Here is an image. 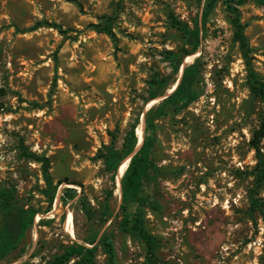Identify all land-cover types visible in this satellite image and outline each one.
<instances>
[{
    "label": "rangeland",
    "instance_id": "1",
    "mask_svg": "<svg viewBox=\"0 0 264 264\" xmlns=\"http://www.w3.org/2000/svg\"><path fill=\"white\" fill-rule=\"evenodd\" d=\"M238 12L252 69L264 81V6L247 0ZM113 14V38L88 28ZM200 14L191 0H0V187L14 188L20 205L38 211L23 250L0 264H49L73 243L91 247L84 240L108 225L100 222L106 191L119 215L120 182L110 181L97 154L111 143L120 150L136 118L137 144L145 136V113L173 87L146 107L153 74L170 83L180 78L162 59L182 46L170 16L190 28L197 17L199 48L183 66L200 59L199 95L148 133L161 174L146 187L158 204L144 218L159 241L158 264H264V182L254 192L261 211L249 205L256 164L250 142L264 103L250 96L225 5L218 2L204 26ZM41 21L66 35L31 30ZM21 146L49 158L53 184L61 182L50 210L40 194V165L23 158ZM258 148L264 159V137ZM65 188L76 194L66 204ZM113 245L114 263L98 246L93 264L143 263L144 245L131 235L115 228Z\"/></svg>",
    "mask_w": 264,
    "mask_h": 264
},
{
    "label": "trees",
    "instance_id": "2",
    "mask_svg": "<svg viewBox=\"0 0 264 264\" xmlns=\"http://www.w3.org/2000/svg\"><path fill=\"white\" fill-rule=\"evenodd\" d=\"M121 1V0H119ZM198 7H201L200 21L204 26L209 14L218 2L225 5V9L230 15L229 24L232 28L233 42L237 43L243 63L247 72V85L252 99H260L264 103V81L252 69L250 48L247 38L244 35L245 24L240 22L238 7L247 0H191ZM255 3L264 6V0H252ZM119 6V4H118ZM115 21V14L111 16H102L99 21L89 24L88 28L92 31L104 34L113 38L112 25ZM171 27L180 34L182 46L177 51L165 50L162 53V59L168 63L173 75L178 74L183 65L184 58L193 55L198 51L200 44L199 33L200 27L197 17L192 22L190 28L186 23L170 16ZM50 27L57 30L60 35H66L67 30H62L60 26L46 21L37 22L32 26L31 30L39 27ZM203 30V28H202ZM200 71V59L197 58L193 63L184 65L179 83L157 106L150 108L144 117L145 136L141 133V138L137 144V136L135 128L138 126L139 118L129 126L122 139L120 150H116L111 143L109 146H103L97 154L102 160L104 170L109 173L110 181L114 182L118 167L122 162L129 160L127 169L124 170L120 184V204L118 206L119 215L114 214L110 208L111 191H106V198L102 204L101 224H107V227L100 234L97 233L89 236L82 244L73 243L66 246L63 253L55 256L49 264H65L70 260H74V264H93L94 253L100 246L102 252L106 255L110 263H114L115 251L113 245L114 229L129 234L139 240L145 249V256L142 264H158L159 241L151 234L145 224L144 211L146 208L153 209L158 202L146 193V187L155 184L161 169L154 163L152 159V140L148 133L154 127V121L164 117L170 112L180 113L187 108L199 95L197 84ZM175 82V81H174ZM176 83V82H175ZM175 83H170L169 77H162L155 73L148 82V97L145 100L146 107L158 100V97L164 96L166 90ZM172 84V85H171ZM162 98V97H161ZM150 101V102H149ZM264 137V114L260 118L258 129L254 131L251 139L252 148L255 150L256 164L252 170L253 189L249 193L250 210H260V201L255 198V190L260 188L264 182V159L258 148V143ZM137 144V151L133 154ZM131 154H133L131 156ZM20 155L40 165L41 176L44 182V188L40 190V194L45 198L47 209L50 210L55 199L58 187L61 182L53 184L50 175L49 158L30 152L24 147H20ZM131 156V157H130ZM76 197L75 190L65 188L60 197V201L66 204L68 201ZM77 203L88 219L92 218L90 208L84 204L82 199L78 198ZM48 211V210H47ZM261 211V210H260ZM38 213L37 210L22 206L16 199L14 188L0 187V261L17 250H23L29 231L34 222V217ZM43 223V220H39Z\"/></svg>",
    "mask_w": 264,
    "mask_h": 264
},
{
    "label": "bare ground",
    "instance_id": "3",
    "mask_svg": "<svg viewBox=\"0 0 264 264\" xmlns=\"http://www.w3.org/2000/svg\"><path fill=\"white\" fill-rule=\"evenodd\" d=\"M181 71H182V67H181L180 72H179L180 74H181ZM176 84H177V83H175V85L171 88V90L169 91L168 94L171 93V91L174 89V87L176 86ZM137 142H138V141H137ZM135 150H137V144H136V148H135ZM129 160H130V158H129L128 160L122 162L121 165H120V166L118 167V169H117V172H116V184H117V186H118V184H119V182H120V179H121V176H122L124 170L127 169L126 167H127V165H129V164H128ZM119 197H120V196H119ZM70 220H71V219H70V215H68L67 218H66V221H65L66 226L68 225V223L70 222ZM34 236H35V235H34Z\"/></svg>",
    "mask_w": 264,
    "mask_h": 264
},
{
    "label": "water",
    "instance_id": "4",
    "mask_svg": "<svg viewBox=\"0 0 264 264\" xmlns=\"http://www.w3.org/2000/svg\"><path fill=\"white\" fill-rule=\"evenodd\" d=\"M181 67H182V71H183V67H184V66L182 65ZM181 75H182V72H181ZM181 75H180V77H181ZM179 80H180V78L177 80V82H176L177 84L179 83ZM168 95H169V94H168ZM163 99H164V98H163ZM138 149H139V148H138ZM138 149H137V150H138ZM137 150H134L133 154H134ZM133 154H131V156H132ZM131 156H130V157H131Z\"/></svg>",
    "mask_w": 264,
    "mask_h": 264
}]
</instances>
